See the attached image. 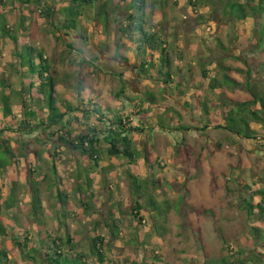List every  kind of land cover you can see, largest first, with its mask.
<instances>
[{
    "label": "rangeland",
    "instance_id": "rangeland-1",
    "mask_svg": "<svg viewBox=\"0 0 264 264\" xmlns=\"http://www.w3.org/2000/svg\"><path fill=\"white\" fill-rule=\"evenodd\" d=\"M46 1L54 7L53 20L58 23L63 18L64 1ZM145 1L144 28L158 27L167 39L172 78L182 83L179 89L183 92L177 97L174 85L159 79V51L149 55L143 47L138 50L140 34L134 32L130 38L122 28L131 11L129 0H103L102 8L98 3L83 10L74 8L77 26L71 36L62 39L55 37L33 2L21 6L19 0H0V24L5 22L10 34L17 37L16 42L1 37L0 27V143L7 146V150L0 147V202L10 205L0 206L4 230L0 249L7 252L11 264H43L24 257L30 246L19 248L17 242H22L25 229L38 246L39 236H64L66 227L77 241V249L86 250L94 234L104 237L103 261L87 259L88 264H264V236L253 238L250 227L256 223L255 217L242 207L247 193L264 189V125L249 120L256 134L242 137L237 131L244 130L243 114L236 107L250 97L244 87L246 79L259 90L263 88L264 14L235 21L228 19V11L214 6V14L210 5L198 4L204 0H197L195 11L188 0H156L153 5L151 0ZM24 45L44 51L55 77L61 111L65 101L81 110L92 87L96 103L92 108H102L106 119L113 111H122L124 118L136 123L137 117L129 113L131 101L114 97L122 84L120 79H124L125 96L142 102L151 125L130 135L136 147L135 161L108 155L102 140L97 166L65 145L56 148L58 154L54 155L56 142L48 133L55 125L44 123L35 127L41 130L28 134L17 129L21 100L27 95L22 86L32 83V94H36L39 83L37 74L20 62L27 58ZM84 58L94 59L92 63L98 67ZM143 58L151 60L153 67L140 73V85L135 72ZM202 68L208 78L202 75ZM213 76L221 84L217 89L207 84ZM234 78L239 84L233 85ZM80 81L85 86L80 93L84 102L77 93ZM2 94L9 95L12 116L3 115ZM26 98L31 99L29 95ZM258 107L256 104L251 109ZM32 108L30 117L35 124L43 118L48 121L47 108L44 114ZM230 113L237 120L233 131L223 125L230 123ZM80 114L74 110L68 116ZM72 124L75 130L86 127L76 121ZM90 124L100 131L105 128L94 116ZM213 124L219 126H210ZM131 174L142 186L138 193L143 207L141 221L131 212V201L137 198L130 189ZM35 192L40 198L36 212L30 204ZM58 192L67 195L64 204L59 202ZM63 211L70 216L61 226ZM156 216L164 221V238L155 231ZM114 218L119 224L117 237L109 226ZM223 240L229 245L230 257L222 253ZM154 253L161 254V261L153 259Z\"/></svg>",
    "mask_w": 264,
    "mask_h": 264
},
{
    "label": "trees",
    "instance_id": "trees-1",
    "mask_svg": "<svg viewBox=\"0 0 264 264\" xmlns=\"http://www.w3.org/2000/svg\"><path fill=\"white\" fill-rule=\"evenodd\" d=\"M64 1V4L61 8L62 12V20L58 23L54 22L53 15L55 13L54 7L47 3L46 0H19V3L21 6H24L26 4L34 3L36 5L37 13L40 17H44V20L51 26L52 31H54V35L57 39H62V36H71V31L74 27L77 26V17L73 18L74 8L77 10H83L86 5H93L97 4L98 6H101V8L104 6L103 0H62ZM125 2L127 0H118ZM156 0H151L150 2L152 5L154 4ZM150 3V4H151ZM188 3L191 4L193 11L197 9V0H188ZM210 5L211 12L214 14H217V10L215 7L219 10L228 11V19H235V21L243 20L249 16L256 19L261 14H264V0H204L203 2L198 3L200 6L204 4ZM146 1L145 0H129V7L131 9L130 12L126 15V24L125 28L126 34L128 37H132L134 32H137L140 34V39L137 44L138 47H143L144 52L149 51V55L153 54L155 51H159V68H158V76L159 79L162 80L163 83H172L177 90V96L178 94H181L183 90L179 89V85L182 83H175L170 67H169V57L166 52H168L167 49V39L162 32V29H159L158 27L147 29L144 28V24L146 22L145 14H144V7H145ZM215 6V7H214ZM219 6V7H218ZM78 15L79 16V11ZM81 14V13H80ZM1 27V37L7 38L8 40H11L13 42L17 41V37L15 34H10L9 29L7 27V24L5 22H2L0 24ZM64 30V31H63ZM51 31V32H52ZM53 33V32H52ZM264 36V26L262 35ZM260 41V40H258ZM26 45V44H25ZM24 45V46H25ZM67 46L71 48V44L68 42ZM139 50V49H138ZM25 54H27V58L25 61H21L27 66V69L30 71V73H36L37 79L39 80V83L37 85V88L34 89L36 94H32L33 92V85L32 83L28 84L27 86H22V91L27 93V95L30 96L31 99L26 98L24 96L21 100V112L22 117L18 124V130H25V133H32L34 130H41L40 128H35L38 126H42L44 123H49L55 125L56 128H52L49 131V137H52L54 140L55 146L53 154L57 155L58 152L56 151V148L62 145L66 146V148L78 152L86 162L94 161V165H98V160L100 159V152L101 148L99 145L100 140H102L106 144V152L108 155H117V156H123L128 158L129 161H135L136 159V147L133 143L132 138L130 135L135 130H141L144 125H147L149 122L146 121V115L148 111L141 106V101H136L133 97L125 96L124 94V79H120L122 84L118 88L116 92H114V97L117 99L125 98V100L131 101V104L133 107L129 110V113L133 114V116L137 117V122L133 123L132 119L124 118V114L122 111H113L112 117L110 119H106L105 116L101 113V109L92 108L91 104L94 103V98L92 95L93 88L90 87L91 95L87 99V103L84 105V107L79 110L80 108L74 107L70 104V102L65 101V104L62 102V105L64 107V111L60 110V106L58 105L57 97H56V82L55 77H53L49 71V63L47 61V57L44 54V51L40 48L36 49L34 47L25 46ZM140 53V51H139ZM19 56V54H17ZM100 58V57H99ZM35 59L38 61L35 62ZM97 59V58H96ZM94 59L90 58H84V61H89V63H92ZM223 63V62H222ZM94 65V63H92ZM221 63H219L220 65ZM96 66V65H94ZM98 67V66H96ZM153 67V63L151 60L147 58H143L139 61V70L136 71V73H146L148 69H151ZM223 68L224 66H220ZM237 71H240V69H236ZM207 70L205 68H202V75L204 78L207 77ZM246 73H249L247 70ZM224 77V76H223ZM225 78V77H224ZM137 82L141 85V81L137 79ZM233 85L239 84V82L234 78L232 80ZM208 86L212 88H219L220 82L217 81V79L213 76L210 77L207 80ZM144 87V86H143ZM142 87V90H143ZM244 87L246 88L247 92L249 93L250 97L239 101L236 103V107L239 108V112L242 113V117L240 115V120L243 122V132L237 131L238 134H242V137L244 138H253L256 134L255 129L249 124V120L255 121L257 123H261L264 125V84L263 88L259 90L257 87L253 86L247 79L244 83ZM85 86L80 81L78 82V97L80 102H84L86 99L82 97V90H84ZM141 88V86H140ZM215 90V89H214ZM140 91V90H139ZM2 98V112L5 117L12 116V105L9 100V95L5 94ZM228 101H230V98H227ZM48 104V107H44V103ZM153 101V98H152ZM206 102V101H205ZM41 103V104H40ZM230 106H233V103L229 102ZM256 104H259V107L256 109H251V107H255ZM34 110H37L38 114H44L45 110L48 109V115L46 116L48 121H45V119L40 120V124H35L32 121V117L30 115H33ZM66 106V107H65ZM203 107V106H202ZM108 109V108H106ZM81 111V114L73 115L72 117H69L68 114L73 111ZM246 110V111H245ZM232 111V110H231ZM224 113V112H222ZM226 113H224L225 115ZM67 115L68 118L63 120V117ZM239 115V114H238ZM96 117L99 121H103L105 123L104 130L98 129L95 126H91L90 119L91 117ZM82 118V122L80 120ZM228 120L230 121L229 124L223 125L226 127V129L232 130L235 129L236 125V119L235 116H232V113H230L229 116H227ZM13 122L14 118L12 117ZM80 120V121H79ZM60 122V124H56L57 122ZM72 121H76L78 123H83V126H86L84 128H78L73 129ZM160 123L158 122V125ZM81 125V126H82ZM149 125V124H148ZM51 126V125H50ZM151 126V125H149ZM242 127V126H241ZM186 128V126L184 127ZM2 130V129H1ZM44 130V129H43ZM0 147L2 149L7 150L6 145H2L0 143ZM178 148V147H177ZM182 149V148H179ZM178 149V150H179ZM131 179L130 182V189L132 192V195L137 198H134L131 203V212L133 215L138 217V220L141 221L143 219L141 215V209L143 208L141 206V203L139 201V191L141 189V184L138 181L137 176L135 175H128ZM13 183L16 182V180H12ZM248 189H252L249 187V185L244 186ZM249 196L248 199L245 198V201L242 203V207L247 209L248 215L254 216L256 223L253 224L250 227L251 234L254 239H260L264 236V228L260 230V225L264 223V189H257V190H251L250 193H247ZM1 196V192H0ZM67 195L61 194L58 192V199L61 204H64V198ZM257 199V201H254V199ZM39 196L36 195V192L33 193L31 197V207L36 212L37 210V204L39 203ZM154 200L149 197L148 202H150V206L155 209L157 206H155ZM3 202L0 206H3ZM5 207L10 206L9 203L4 204ZM159 209V208H158ZM65 215L63 218H60V224L65 223L64 218L67 216H70L65 211L61 214ZM159 215V214H158ZM153 217L154 221V227L155 231L158 232V235L162 238L165 236V226L164 221L162 219V216L157 218ZM1 221V219H0ZM23 225H25L23 223ZM111 227L112 235L117 237L118 236V220L112 219V222L109 224ZM2 224L0 222V233H3ZM47 233V231H45ZM64 236L52 234L51 236H39L36 240L35 246L32 243V237L31 234L25 229L24 235L22 237V242H17L19 245V248L22 249L23 247L27 248L30 246V251L27 253H23L24 257L28 259H37L38 262H43V264H88L87 259H95L100 262L103 261L105 256V248L106 242L104 240V237L100 234H94L93 236H90L89 243L87 249L84 248L77 249L76 243L74 237L71 236L68 233V229H64ZM47 240H46V239ZM30 243V244H28ZM229 245L223 240L222 243V253H224L225 256H229ZM227 250V251H226ZM161 255V254H160ZM159 254H153V259L157 261H161V256ZM224 256V259L226 257ZM40 260V261H39ZM11 260L7 256V252L4 249H0V264H11ZM62 261V262H61ZM34 262V261H33ZM168 264V263H164Z\"/></svg>",
    "mask_w": 264,
    "mask_h": 264
},
{
    "label": "flooded vegetation",
    "instance_id": "flooded-vegetation-1",
    "mask_svg": "<svg viewBox=\"0 0 264 264\" xmlns=\"http://www.w3.org/2000/svg\"><path fill=\"white\" fill-rule=\"evenodd\" d=\"M136 70H139V68H138V69H136ZM135 73H136V72H135ZM136 75H137V76H136V78H135V79H136V81H137V79H139V80H140V75H141V74H140V73H138V74L136 73ZM138 91H139V87H138ZM210 126H219V125H218V124H213V125H210ZM164 129H165V130H167V129H169V128H167V129H166V128H164ZM173 129H174V128H173ZM169 130H170V129H169Z\"/></svg>",
    "mask_w": 264,
    "mask_h": 264
},
{
    "label": "crops",
    "instance_id": "crops-1",
    "mask_svg": "<svg viewBox=\"0 0 264 264\" xmlns=\"http://www.w3.org/2000/svg\"><path fill=\"white\" fill-rule=\"evenodd\" d=\"M174 96H176V97H177V92H176V94H174Z\"/></svg>",
    "mask_w": 264,
    "mask_h": 264
}]
</instances>
